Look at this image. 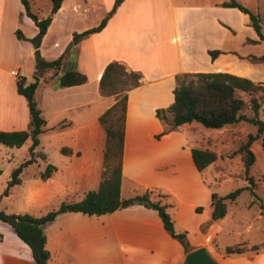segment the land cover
Returning a JSON list of instances; mask_svg holds the SVG:
<instances>
[{"label": "crops", "instance_id": "1", "mask_svg": "<svg viewBox=\"0 0 264 264\" xmlns=\"http://www.w3.org/2000/svg\"><path fill=\"white\" fill-rule=\"evenodd\" d=\"M197 1L126 0L112 14L116 0H66L53 16L41 45L46 60L58 59L75 33L97 27L111 14L105 29L73 45L61 69L49 74L48 83L41 81L36 98L47 126L35 151L37 161L24 170L22 184L4 199L18 195L34 210L49 200H56L58 207L62 202H79L99 188L106 145L99 119L116 103L114 97L100 95L99 84L108 64L116 61L128 72L141 75L139 87L128 93L121 196L130 199L152 192L158 200L156 194L165 195L162 201L168 205L175 230L187 235L189 248L165 230L155 210L135 205L102 216L59 215L44 227L48 264H185L189 253L203 247L218 264H246L259 257L258 253L249 256L251 249L226 253L228 247L258 245L244 231L226 228L228 205L227 215L213 220L214 192L205 178L206 170L200 172L193 161L192 150L199 146L189 140V134L198 128L192 123L173 130L170 114L166 119L157 116L158 110L174 103L178 75L222 72L249 79L234 71L245 54L247 40H259L249 16L223 8L221 4L227 1ZM41 12L47 17L50 8ZM24 18L28 17L20 0H0V131L4 132L27 130L29 125L28 104L18 93L13 76L18 72L28 84L34 82L35 48L16 35L17 30L22 31ZM35 28L31 35L22 31L24 37L34 38ZM27 48L33 66L23 73ZM211 51L221 54L213 61ZM8 61H14L10 69L4 68ZM72 70L86 75L88 82L61 88V75ZM43 136L49 144L45 147ZM27 144L28 157L21 163L29 159L31 141ZM63 148L71 149L73 155H64ZM8 160L11 177L21 163ZM40 160L43 170L41 165L32 168ZM49 164L55 170L43 181L39 174ZM52 210L37 215L28 209L15 214L40 217ZM223 236L238 243L221 249L217 242ZM0 264H35L30 248L4 223H0Z\"/></svg>", "mask_w": 264, "mask_h": 264}, {"label": "trees", "instance_id": "2", "mask_svg": "<svg viewBox=\"0 0 264 264\" xmlns=\"http://www.w3.org/2000/svg\"><path fill=\"white\" fill-rule=\"evenodd\" d=\"M20 1L25 15L38 29L37 35L32 39L25 38L21 30L16 31L18 39L30 41L35 48L36 70L34 82L28 84L26 79H20L17 83L18 93L26 99L28 104L29 125L27 130L0 131V145L21 148L30 140L31 146L29 148V159L12 171L0 201L4 197H9L13 189L22 184V173L37 161L35 151L41 144L40 136L45 132L47 126V120L43 116V111L36 98L41 81L48 83L49 74L52 72L57 73L61 69L68 57L70 48L105 29L111 17V14H109L97 27L82 33H75L72 44L58 59L46 60L41 54V45L53 21V16L59 12L66 0H49L50 15L47 17H42V12L39 9L34 11L35 0ZM125 1L116 0L112 14ZM221 6L227 9H237L249 16L250 25L259 40L248 39L247 43L256 45L264 41L263 28L258 15L238 0H229L222 3ZM220 54V51L210 52L213 61ZM251 61L255 64H263L264 53L261 56H252ZM140 80L141 75L139 73L128 72L124 65L116 61L108 64L100 79V95L102 97H114L116 103L99 119L100 125L106 134V145L102 180L97 190L87 193L79 202H62L57 209L40 217L30 214L6 213L0 210V223L9 225L30 248L35 264H48L50 260V253L46 249L44 227L53 222L59 215L82 213L88 216H102L135 205H142L155 210L159 214L165 230L188 250L187 235L176 232L174 222L167 211L168 205L162 201L166 197L165 195L156 194L158 200L153 198L152 192H146L130 199H123L121 196L128 93L139 87ZM87 82L88 77L76 70L63 73L60 77L61 88L80 86ZM260 91H262L261 87L253 81L229 73H185L176 77L174 103L168 109L158 110L157 116L166 119V115L170 114L173 130L192 123H199L206 129L212 130H222L241 122L258 126V133L249 135L247 141L239 149L244 171L248 175L256 162V156L252 150L253 143L261 139L264 147V121L259 118L262 108ZM248 109L251 110L252 116L246 114ZM62 153L66 156L73 155V151L69 148H63ZM192 157L200 172L207 170L220 158L216 152L202 147L194 148ZM54 170L55 167L49 164L46 170L39 174V178L43 181L48 180ZM247 181H249V186L239 188L226 196H220L215 192L212 194L213 220L223 219L227 215V200L235 201L243 192L248 190L253 192L252 186L255 185L253 179L248 178ZM256 199L259 200V198ZM262 213L264 215L263 210ZM251 250L258 252L259 247L253 246ZM244 252H246V249L241 246L226 249L228 255Z\"/></svg>", "mask_w": 264, "mask_h": 264}, {"label": "rangeland", "instance_id": "3", "mask_svg": "<svg viewBox=\"0 0 264 264\" xmlns=\"http://www.w3.org/2000/svg\"><path fill=\"white\" fill-rule=\"evenodd\" d=\"M209 1L214 3L215 1L229 0ZM238 1L259 16L264 33V0ZM197 2L199 3V0ZM34 3L36 4V8L41 11H47L50 4L49 0H35ZM36 8L34 11H36ZM177 14L180 17V10L178 9ZM218 16L225 17L223 14H219ZM35 30L34 23L28 18H24L22 22V31L24 34L31 35ZM26 42L30 41L27 40ZM28 50L29 49L27 48L24 54L25 70H23V73L29 71L33 66L31 59L27 56ZM263 53L264 41L256 45L245 43V54L243 57H240L241 62L238 68H234V71L239 72L244 76H248L250 80L261 87L262 91H260V95L262 96V108L259 113V118L262 121H264V63H252L251 57L261 56ZM13 65L14 61L5 62L4 68L10 69ZM28 79L32 81L31 76L28 77ZM244 98L247 99L245 96ZM246 114L252 116L251 110H246ZM194 124L198 129L189 134L190 142L195 146L212 150L220 157L219 160L211 165L205 172V178L212 186L213 192L220 196H226L239 188L249 186L250 184L247 179H253L255 184L252 186L253 192L248 190L243 192L235 201L227 200L229 217L225 226L227 229L232 228L244 231L245 237H248V239L253 241L255 245H258V252L251 251L249 246H243L246 250H250L248 251L249 256H253L257 253L260 254L259 257L254 259L251 258V260L246 261L248 262L246 264H264V215L262 213V210L264 211V147L262 145V140H257L252 145V150L256 156V162L252 166L248 175H246L244 171L242 156L239 153L240 147L247 141L248 136L256 135L258 133V126L241 122L233 126H228L222 130H212L206 129L199 123ZM43 142L44 147L49 145L45 136H43ZM26 157H28V144L22 146L20 149L0 145V197L4 189H6L7 181L10 178L8 159L12 158V163H14V165H19V163L26 159ZM38 164L39 165H35L32 168L39 169L41 165L40 170H43V161L40 160ZM256 198H259V200ZM40 205L41 206L36 207L33 210L28 207V202L22 200L20 196L14 195L9 200L4 198L1 199L0 210L5 211L6 213H16L18 211H26L30 209L35 214L39 215L46 213L47 209H56V207H58V202L56 200H49ZM217 243L219 248L225 250L226 246L236 245L238 242H236V240H228L223 236Z\"/></svg>", "mask_w": 264, "mask_h": 264}, {"label": "water", "instance_id": "4", "mask_svg": "<svg viewBox=\"0 0 264 264\" xmlns=\"http://www.w3.org/2000/svg\"><path fill=\"white\" fill-rule=\"evenodd\" d=\"M185 264H218L207 248L203 247L189 253Z\"/></svg>", "mask_w": 264, "mask_h": 264}, {"label": "built area", "instance_id": "5", "mask_svg": "<svg viewBox=\"0 0 264 264\" xmlns=\"http://www.w3.org/2000/svg\"><path fill=\"white\" fill-rule=\"evenodd\" d=\"M13 76L17 79V81H19L21 79L18 72H14Z\"/></svg>", "mask_w": 264, "mask_h": 264}]
</instances>
